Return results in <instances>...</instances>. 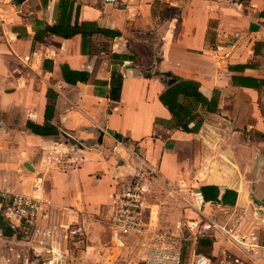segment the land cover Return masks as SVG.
Returning <instances> with one entry per match:
<instances>
[{
    "label": "crops",
    "instance_id": "1",
    "mask_svg": "<svg viewBox=\"0 0 264 264\" xmlns=\"http://www.w3.org/2000/svg\"><path fill=\"white\" fill-rule=\"evenodd\" d=\"M69 12L72 24L120 34L95 33L83 48L81 34L49 30ZM64 68L85 71L88 80L67 82ZM113 70L123 75L119 100L109 97ZM182 79L217 100L210 110L197 104V132L180 128L160 100ZM50 90L56 98L47 117ZM28 122L56 133L36 134ZM60 143L69 154L52 163ZM139 157L157 167V181L237 192L234 204L208 205L209 217L246 215L250 226H264L252 201L264 198V0H0V180L6 175L7 188L28 193L42 176L43 199L83 224L65 264H145L147 231L118 242L111 229L112 196ZM144 223L155 224L148 199Z\"/></svg>",
    "mask_w": 264,
    "mask_h": 264
},
{
    "label": "built area",
    "instance_id": "2",
    "mask_svg": "<svg viewBox=\"0 0 264 264\" xmlns=\"http://www.w3.org/2000/svg\"><path fill=\"white\" fill-rule=\"evenodd\" d=\"M113 4L119 0H104ZM223 46H218L222 49ZM69 154V145L60 143L50 152L52 163L60 162ZM140 166L128 180L121 183L112 196L115 208L111 221L112 237L120 242L123 238L147 231L143 241L145 264H181L182 250L176 235L170 230L147 227L144 211L150 185L159 179V170L148 159L139 157ZM9 177L0 180V215L14 230L6 235L0 227V264H65L69 253L67 245L81 239L84 226L76 220L60 217L49 202L43 199L44 178L35 177L31 192H14L5 185ZM194 200L199 209L197 216L188 222V229L196 240L208 235L217 237L220 233L241 251L221 264H264V243L260 239V229L250 226L246 215L226 219L209 217L205 208L214 203L206 201L198 188ZM46 215V222L42 217ZM19 232L20 236L14 237ZM191 264H215L213 259L203 253L195 252Z\"/></svg>",
    "mask_w": 264,
    "mask_h": 264
},
{
    "label": "trees",
    "instance_id": "3",
    "mask_svg": "<svg viewBox=\"0 0 264 264\" xmlns=\"http://www.w3.org/2000/svg\"><path fill=\"white\" fill-rule=\"evenodd\" d=\"M70 13L68 15V20L62 19L59 23L55 25H50L49 30L57 35L71 37L75 34H81L83 37V48H85L86 40H90L93 34L102 33L106 36H115L120 34L119 31H113L109 29H105L97 26L94 22H76L74 24L70 23ZM66 20V21H65ZM106 45V44H104ZM111 56L114 59H119L118 61L122 62L127 59V55H123L120 53L111 52ZM64 77L67 82L77 83L78 81H86L88 80V73L85 71H77V70H67L64 68ZM123 82V75L119 71H112L111 78V89L109 93V97L114 100H119L121 95ZM198 82L194 80H185L182 79L168 88V90L161 94L160 100L164 105L168 107L174 118H176L177 125L182 128L184 131L188 132H197L202 125L203 118L197 117L198 113H194V110L197 107V104H202L206 106L208 110L211 108H215L217 100L211 99L208 100L203 94L198 90ZM184 95L187 98L185 103L178 101L180 95ZM56 98V93L53 91H48V104L46 108V116L49 117V113H52L54 110L53 100ZM213 103V104H212ZM213 105V106H212ZM194 126L190 127L189 124L191 121L196 120ZM50 126L46 123L43 126H39L32 122H28V127L36 134L40 135H50L56 133V131H50L45 129V127ZM121 138L120 135H117ZM201 192L206 201L218 202L222 204H234L237 198V192L231 189H226L222 194L221 190L216 185H203L200 187ZM0 227L3 229L6 235H12L14 230L9 226V224L4 220V218L0 215ZM213 235H208L207 237L198 241V250L201 249L199 247H207V251H200V253L206 254L208 256L209 252L213 246L214 239Z\"/></svg>",
    "mask_w": 264,
    "mask_h": 264
},
{
    "label": "rangeland",
    "instance_id": "4",
    "mask_svg": "<svg viewBox=\"0 0 264 264\" xmlns=\"http://www.w3.org/2000/svg\"><path fill=\"white\" fill-rule=\"evenodd\" d=\"M196 190H198L196 186L185 184L182 180L171 184L155 181L150 185L148 204L155 222L153 226L156 229L170 230L175 233L182 250L181 264H191L193 254L199 251L198 241L201 239L196 240L188 229V222L199 213L194 200ZM255 211L256 219L263 221L256 207ZM106 226L109 227V223ZM253 226L257 227L255 224ZM257 228L260 229V239L264 243V226H258ZM213 239L214 242L218 241V244L212 259L215 264H221L223 260L231 258L234 245L226 236L220 233ZM199 248L200 251H207V247Z\"/></svg>",
    "mask_w": 264,
    "mask_h": 264
},
{
    "label": "water",
    "instance_id": "5",
    "mask_svg": "<svg viewBox=\"0 0 264 264\" xmlns=\"http://www.w3.org/2000/svg\"><path fill=\"white\" fill-rule=\"evenodd\" d=\"M25 167L31 171L34 170L32 165L29 163H25ZM252 201L255 207L257 208L258 212L260 213L262 219L264 220V198L253 197ZM18 236H20V233L19 232L15 233L14 237L16 238ZM31 264H38V262H33Z\"/></svg>",
    "mask_w": 264,
    "mask_h": 264
}]
</instances>
